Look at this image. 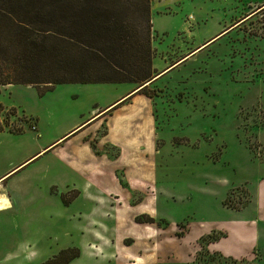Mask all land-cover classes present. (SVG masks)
Listing matches in <instances>:
<instances>
[{
    "label": "rangeland",
    "instance_id": "1",
    "mask_svg": "<svg viewBox=\"0 0 264 264\" xmlns=\"http://www.w3.org/2000/svg\"><path fill=\"white\" fill-rule=\"evenodd\" d=\"M262 1L150 0L153 74L170 64L145 89L155 119L153 181L146 182L152 194L112 183L101 190L100 182L64 204L61 194L70 197L85 181L54 152L39 153L0 178V264H39L72 245L81 249L72 264H113L88 242L101 239L97 215L109 206L108 237L131 233V245L154 243L159 264H264V223L257 219L264 208V9L235 22ZM97 84L0 86V128L24 129L0 137V168L18 146L30 149L36 133L49 138L84 119L120 86ZM124 166L126 177L143 180L142 169ZM111 195L120 197L112 205ZM256 195L257 204L234 211ZM143 214L154 218L153 235L135 220ZM225 234L216 246L229 257L207 246Z\"/></svg>",
    "mask_w": 264,
    "mask_h": 264
},
{
    "label": "trees",
    "instance_id": "2",
    "mask_svg": "<svg viewBox=\"0 0 264 264\" xmlns=\"http://www.w3.org/2000/svg\"><path fill=\"white\" fill-rule=\"evenodd\" d=\"M149 6L150 0H0V86L133 82L149 96L146 85L162 73L153 74L151 65ZM77 194L61 200L68 204ZM143 215L135 220L154 222ZM78 256L77 247H67L39 264H68Z\"/></svg>",
    "mask_w": 264,
    "mask_h": 264
},
{
    "label": "crops",
    "instance_id": "3",
    "mask_svg": "<svg viewBox=\"0 0 264 264\" xmlns=\"http://www.w3.org/2000/svg\"><path fill=\"white\" fill-rule=\"evenodd\" d=\"M258 5L264 6V0ZM244 16H246V13L241 14L240 17L238 16L237 19L239 20ZM246 19H248V16L247 18L245 17L243 21ZM184 61L185 60L182 62ZM169 65L170 64H167L166 66ZM166 66L162 67L160 72H162ZM97 83L104 82H87L79 83V85L100 87V84ZM107 83H116V85L120 86L110 88V96H108L102 104L93 101L92 103L95 102L93 104L94 109L88 111L84 119L77 120L66 129L53 134L49 138H42V135L40 136L39 133H36V138L35 136L33 138L34 144L27 151L24 145L18 146L14 154H12V158L7 160L6 164L0 168V178L39 153H41L40 156H44L45 154L54 152L56 159H58L62 165L74 171L76 174L81 175L82 179L85 181V184L80 189L72 188L78 191V195L88 192L89 188H91L94 183L98 184L100 182L101 190L109 188L110 183L121 187L138 186L147 190L148 188L153 189L152 184L146 185V182L150 183L153 181L152 155L155 149L153 101L149 96L137 91L138 87L133 82ZM123 84L126 86L123 87ZM8 85L11 86L14 84L3 86ZM23 132V128L18 132H13L3 127L0 130V137H17L22 135ZM91 143H93L94 146ZM148 152L151 153L150 157L148 156ZM36 159L31 160L19 170L27 167ZM116 161H119V163ZM114 164L119 166H115ZM148 164H150V168H145V171H143V167ZM124 165L142 169L143 180L135 179L134 177H126L124 172L126 167ZM107 170H109V172H107ZM107 173L109 174L108 178ZM119 176H122L121 178H123V181H121ZM149 194L152 193L149 192ZM2 195L5 196L3 192H0V197L5 201ZM117 197H119V195H115L113 198ZM113 198L111 195L109 199L111 205L115 203L113 202ZM258 199L259 195H256L255 199L249 202V204L234 211H243L247 206L253 203L257 204ZM111 210L112 207L110 206L106 207L104 210H101L100 207L99 212H101V214L98 213L99 215L97 216L101 217V239L100 236H93V239L88 241L91 246L101 249V259H107L108 263H111L112 260L113 264H159V256L155 254L154 243L148 246L131 245L135 241V237L131 233H127L122 239L116 241L114 238L108 237V226L105 223V219L111 215ZM106 214H109V216L106 217ZM257 219L259 222L264 223V208L262 211L259 208ZM133 222L137 224L134 220ZM142 226L147 234L153 235L155 233L154 226L152 227L150 223H142ZM261 230H264V227L261 228ZM129 234L133 235V241L129 244H123V239ZM259 234H261L260 228ZM225 236L226 234L208 243L207 246L209 249H215L223 256L229 257L231 254L227 253L221 247L219 248L216 246L220 239ZM75 247L79 249L80 256L81 249L78 246ZM87 247L94 254V251L88 245ZM76 259L77 257L68 264H72Z\"/></svg>",
    "mask_w": 264,
    "mask_h": 264
},
{
    "label": "bare ground",
    "instance_id": "4",
    "mask_svg": "<svg viewBox=\"0 0 264 264\" xmlns=\"http://www.w3.org/2000/svg\"><path fill=\"white\" fill-rule=\"evenodd\" d=\"M4 200L0 197V208L3 206Z\"/></svg>",
    "mask_w": 264,
    "mask_h": 264
},
{
    "label": "built area",
    "instance_id": "5",
    "mask_svg": "<svg viewBox=\"0 0 264 264\" xmlns=\"http://www.w3.org/2000/svg\"><path fill=\"white\" fill-rule=\"evenodd\" d=\"M34 126H35L34 124H31V128H32V129H34V128H35Z\"/></svg>",
    "mask_w": 264,
    "mask_h": 264
},
{
    "label": "water",
    "instance_id": "6",
    "mask_svg": "<svg viewBox=\"0 0 264 264\" xmlns=\"http://www.w3.org/2000/svg\"><path fill=\"white\" fill-rule=\"evenodd\" d=\"M160 73V72H159Z\"/></svg>",
    "mask_w": 264,
    "mask_h": 264
}]
</instances>
